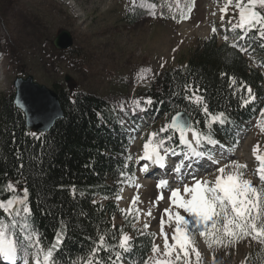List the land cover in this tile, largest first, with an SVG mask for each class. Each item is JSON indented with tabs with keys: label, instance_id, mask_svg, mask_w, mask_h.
<instances>
[{
	"label": "rangeland",
	"instance_id": "1",
	"mask_svg": "<svg viewBox=\"0 0 264 264\" xmlns=\"http://www.w3.org/2000/svg\"><path fill=\"white\" fill-rule=\"evenodd\" d=\"M226 4L228 0H194L188 19L172 21L156 16L153 7H144L152 5L147 0H0V98L13 94L14 77L30 75L49 88L54 84L58 90L76 89L106 99L126 127L130 144L125 157L134 174L126 176L116 196L120 213L114 222L121 225L123 218L134 217L136 222L125 229V234L131 238L152 237V245H157L159 252L153 254L150 250L145 259L147 264L164 259L183 264L175 261L178 248L170 257L163 255L165 239L161 235V220L171 245L175 221H169L165 209L177 211L169 200L171 190L178 187L184 195L183 185H191L193 175L214 183L217 169L236 161L246 165L241 170L243 179L257 188L264 187L256 173L260 164L256 155H264V132L257 126L258 121L264 123L260 112L258 118L235 129L234 143L223 147L206 145L205 150L210 149V161L196 171L193 167L192 174L184 168L182 176L170 172L168 177L153 179L141 171L147 164L139 159L144 154V144L149 142L151 133L158 134L167 117L137 108L133 101L157 73L182 66L191 49L208 36L217 20L220 19V27L224 29L226 22L221 20L220 9ZM223 16L238 23L235 0L228 4ZM63 29L70 33L72 43L67 49H56L52 40ZM160 136L153 138V144ZM165 146L174 147L171 142ZM159 150L163 155V149ZM167 157L174 164L176 157ZM211 157L219 163H213ZM147 177L152 181L144 183ZM161 179L168 182L164 188L157 187ZM161 196L163 199H158ZM149 211L151 216L147 215ZM179 211L188 218L182 209ZM145 224L149 227L145 228ZM194 240L201 257L198 260L189 249V264H241L249 249L258 244L246 237L228 247L214 245L209 249L198 233Z\"/></svg>",
	"mask_w": 264,
	"mask_h": 264
},
{
	"label": "trees",
	"instance_id": "2",
	"mask_svg": "<svg viewBox=\"0 0 264 264\" xmlns=\"http://www.w3.org/2000/svg\"><path fill=\"white\" fill-rule=\"evenodd\" d=\"M147 2L154 5L156 16L172 21L188 19L194 8V0ZM223 22L228 30L220 42L211 33L191 49L182 66L157 73L136 99L140 106L166 115L165 124L176 111L191 113V121L194 124L199 121L196 127L208 131L206 123L212 124L214 138L228 143L234 142L235 129L259 116L264 101V41L250 33V39L242 42L248 49L245 56L231 47L240 34L239 29L233 30L237 22L226 18ZM230 77L235 78V85L230 86ZM186 86L206 89L199 94L209 106L207 116L202 105L183 98L192 94L184 91ZM52 87L58 94L63 115L47 132L37 133V137L26 130L23 114L13 104L12 95L0 98V199L18 195L19 190L23 193L27 188L44 249L51 246L62 223L67 226V241L60 252L63 259L59 264H74L86 262L100 234L106 236L109 244L118 245L120 235L133 226L134 217L123 218L121 225L114 222L120 213L114 198L126 180L125 175H133V170L125 158L129 148L126 127L109 102L76 89L58 90L54 84ZM248 87L255 99L241 107L243 99H249ZM147 97L153 98L152 105L144 102ZM219 112L229 117L224 126L211 121V116ZM166 134L172 135L171 131L161 135ZM9 182L16 186V192L6 189ZM4 214L1 210L0 219L10 223ZM132 239L134 255L127 262L143 264L151 250L152 237L134 235ZM108 255L115 258L113 253H100L103 259ZM242 264H264V245L251 247Z\"/></svg>",
	"mask_w": 264,
	"mask_h": 264
},
{
	"label": "snow or ice",
	"instance_id": "3",
	"mask_svg": "<svg viewBox=\"0 0 264 264\" xmlns=\"http://www.w3.org/2000/svg\"><path fill=\"white\" fill-rule=\"evenodd\" d=\"M232 0H228L231 4ZM228 4L220 9L221 20L224 19L223 14L227 11ZM146 8H152L154 5H144ZM235 8L238 10V23L233 25V30L239 29L240 34L231 44V47L238 49L241 52H247L248 49L242 42H247L250 39L249 34L254 33L255 37L264 41V0H235ZM217 29L212 28V33L215 35ZM224 40L228 41V36H224ZM163 67V65H162ZM147 71V70H145ZM226 76V73H222ZM230 79V86L236 84L235 78ZM243 87V85H241ZM185 92L191 91V95H185L183 98L197 106H203V112L207 116L209 114V106L205 102L203 95L199 94L206 89L200 86H186ZM249 99H243L241 107L247 106L255 96L252 94L250 87L247 88ZM147 105H152L154 100L152 97L145 98ZM134 105L139 108L140 101H133ZM261 116H264V109L260 110ZM213 124L224 126L229 121V117L225 112H219L217 115L211 116ZM191 121V113L187 116L181 112H176L171 117V122L165 124L159 130L161 134L172 131L174 134H179V146L181 151L177 152L175 148L166 147L168 141L173 139V136H160L158 141L153 144V138L157 137V133H151L149 142L144 144V154L139 157L141 160L151 162L152 165L164 167L167 156H179L182 159L173 169L176 173H181L184 168L192 174L194 163L209 159L206 156L205 146H216L220 144L213 135L212 124H207L208 131H202ZM257 126L264 132V123L258 121ZM191 134V139L188 134ZM33 137H37V133H32ZM159 149H163L162 155ZM254 148L253 152L256 153ZM19 159V157H17ZM213 163H219L215 157H211ZM257 161L260 162L256 170L258 178L264 185V155H256ZM23 164L20 165L23 168ZM246 165L236 161H231L217 169L215 181L196 179L193 175V183L191 185H183V193L181 195L180 188L171 190L169 200L177 209L172 212L165 209V214L169 217V221L174 219L175 228L173 229L172 241L168 243L167 234L163 232L164 221L161 220V235L164 236V251L165 257H170L178 248L179 252L175 255V261L183 264H189V249L195 253L197 259L201 257L200 251L195 247V234L203 238L204 243L209 249L214 245L218 247H228L236 241L251 237L253 241H257L260 245H264V187L257 188L252 182L243 179V171ZM231 169V170H230ZM149 165L145 164L142 172H148ZM167 181L161 179L157 187L164 188ZM6 189L11 192H16V186L9 182ZM75 189L73 188V194ZM28 189L23 190V196L14 195L7 200H0V210H3L10 218V223H6L0 219V264H29L31 256L33 264H59L63 259L60 252L67 241V226L59 225V230L56 231L51 246L44 249L42 238L39 234L38 226L35 224L34 217L29 205ZM120 199V197H117ZM163 199V197H158ZM136 198H133L132 203H135ZM95 203V202H93ZM19 206V207H17ZM180 209L187 214L186 218L181 215ZM44 214L51 215L50 212ZM147 215L151 216L149 211ZM149 227L148 224L144 225ZM119 250H116V249ZM135 243L127 234H121L118 245L109 244L106 236L100 234L98 240L90 250L86 262H74V264H126L134 255ZM113 253L108 255L107 259L100 257L101 252ZM151 252L153 254L159 252V247L152 245ZM181 254H183L181 256ZM147 264V261H144ZM156 264H174L171 259L157 260Z\"/></svg>",
	"mask_w": 264,
	"mask_h": 264
},
{
	"label": "water",
	"instance_id": "4",
	"mask_svg": "<svg viewBox=\"0 0 264 264\" xmlns=\"http://www.w3.org/2000/svg\"><path fill=\"white\" fill-rule=\"evenodd\" d=\"M71 43L72 37L64 29L52 40L53 47L61 50L69 48ZM12 85L14 87L12 101L15 107L22 112L27 131L47 132L56 120L62 117L63 112L58 94L52 88L34 81L30 75L25 77L16 76ZM179 112L187 116L186 112L182 110Z\"/></svg>",
	"mask_w": 264,
	"mask_h": 264
},
{
	"label": "bare ground",
	"instance_id": "5",
	"mask_svg": "<svg viewBox=\"0 0 264 264\" xmlns=\"http://www.w3.org/2000/svg\"><path fill=\"white\" fill-rule=\"evenodd\" d=\"M1 74L3 75L2 72H1ZM188 138L191 139V134L190 133L188 134ZM166 161H167V159H166ZM166 161H165V164H166ZM194 164H196V163H194ZM148 182H150V179L149 178L144 179V183H148Z\"/></svg>",
	"mask_w": 264,
	"mask_h": 264
}]
</instances>
